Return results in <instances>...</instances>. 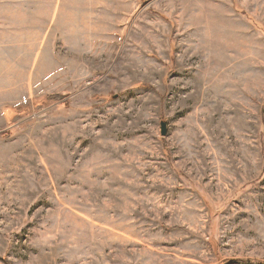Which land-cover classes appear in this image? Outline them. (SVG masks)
Listing matches in <instances>:
<instances>
[{"label": "rangeland", "instance_id": "rangeland-1", "mask_svg": "<svg viewBox=\"0 0 264 264\" xmlns=\"http://www.w3.org/2000/svg\"><path fill=\"white\" fill-rule=\"evenodd\" d=\"M0 264H264V0H0Z\"/></svg>", "mask_w": 264, "mask_h": 264}, {"label": "water", "instance_id": "water-1", "mask_svg": "<svg viewBox=\"0 0 264 264\" xmlns=\"http://www.w3.org/2000/svg\"><path fill=\"white\" fill-rule=\"evenodd\" d=\"M162 134L165 136L167 134V123L162 121Z\"/></svg>", "mask_w": 264, "mask_h": 264}, {"label": "crops", "instance_id": "crops-1", "mask_svg": "<svg viewBox=\"0 0 264 264\" xmlns=\"http://www.w3.org/2000/svg\"><path fill=\"white\" fill-rule=\"evenodd\" d=\"M11 1H12V2H13V1H16V2L20 3V2H23L24 0H11ZM48 1L50 2L51 0H46V2H48ZM34 12H35V11H34Z\"/></svg>", "mask_w": 264, "mask_h": 264}]
</instances>
